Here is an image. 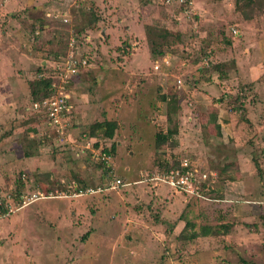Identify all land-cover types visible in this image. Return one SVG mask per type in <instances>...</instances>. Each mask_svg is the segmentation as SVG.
Returning a JSON list of instances; mask_svg holds the SVG:
<instances>
[{
	"label": "rangeland",
	"instance_id": "374dc122",
	"mask_svg": "<svg viewBox=\"0 0 264 264\" xmlns=\"http://www.w3.org/2000/svg\"><path fill=\"white\" fill-rule=\"evenodd\" d=\"M7 1L0 53L18 75L0 89V204L18 206L0 215V264H264V8L244 20L235 0H10L8 23ZM73 36L87 65L52 136L30 83L59 74ZM103 120L112 137L89 136ZM184 157L207 174L197 194L150 179ZM203 224L228 230L197 236Z\"/></svg>",
	"mask_w": 264,
	"mask_h": 264
},
{
	"label": "built area",
	"instance_id": "2783aa9c",
	"mask_svg": "<svg viewBox=\"0 0 264 264\" xmlns=\"http://www.w3.org/2000/svg\"><path fill=\"white\" fill-rule=\"evenodd\" d=\"M66 22V18H62ZM74 38L70 37L65 59L62 63L59 74L50 79V88L52 93L40 100L31 101V107L36 110L44 119V124L56 133L65 125V121L69 120L72 112V103L69 100L67 86L74 81L87 65V60L82 54H77L73 50ZM59 68V67H58ZM58 71V69H57ZM57 73V72H56ZM103 158V157H101ZM155 183H163L173 190L186 194H197L198 184L207 179L205 172H199L195 167L191 166L187 158L179 161L177 168L164 170L150 178ZM122 183L119 179H114L110 188ZM24 203V202H23ZM18 205H10L6 210L1 211L0 215L13 211Z\"/></svg>",
	"mask_w": 264,
	"mask_h": 264
},
{
	"label": "trees",
	"instance_id": "16d2710c",
	"mask_svg": "<svg viewBox=\"0 0 264 264\" xmlns=\"http://www.w3.org/2000/svg\"><path fill=\"white\" fill-rule=\"evenodd\" d=\"M212 1H218V0H212ZM234 4L236 7V10H238L240 12V14L242 15V18L244 20H248L252 17V15H253L252 9L253 8L254 9L258 8V7L264 8V2L262 3V2H259L258 0H235ZM95 22H96V18L89 19V21H88L89 26L88 27L89 28L93 27ZM39 29H41V28H39ZM165 36H166V34L163 33L161 38H164ZM34 37H36V36H34ZM73 38H74V47H73L74 52L77 54L78 53L82 54V52L80 50V45L78 44V42L76 43L77 39L74 36H73ZM149 53L155 57L156 55L157 56L160 55L161 51L155 49L154 47H152L150 45ZM213 67H214V69H218V64L214 65ZM42 68H43L42 66L37 68L38 73H39L40 69H42ZM38 93L40 94V97H38ZM51 93H52V90L50 88V79L48 77L44 78V77L40 76V77H36L33 81H31V83H30V96L33 100H35V101L40 100L41 98L46 97V96L50 95ZM160 99L164 100V97L160 96ZM114 128H115V123L113 121L103 120L101 122L96 123L95 126H94V124L92 126H90L88 135L94 136L95 130H99V131L102 130V132L101 131L100 132H101V136L103 138H111L113 135ZM47 131H48V134H51V135L53 134L50 130H47ZM173 133H175L174 130H166L165 132H156L155 133L156 144H158L160 142L163 143L166 140L171 139ZM94 145L96 146L97 144H94ZM112 148L113 147L111 145L108 149H106L104 147L101 148L100 151L106 155H110V153L112 152ZM252 162L256 168L255 160H252ZM102 163H105V162L102 161ZM158 164H159V168L164 171V170H168L171 168H177L179 166V160H177V161L176 160H171V161L163 160L162 162H159ZM105 166L104 167L107 168V165H105ZM20 186H21V184H20ZM21 196L22 195H20L19 189L16 190V192L14 194H11V198L14 200H18V202H19ZM1 203H3V202L1 201ZM0 210L1 211L6 210V200H5V203L3 205L0 204ZM227 230H228L227 226L224 224H220L218 227L211 226L209 224H203V225L199 226V228L196 232V235L205 237L207 235L226 233ZM86 235H88V232H85L82 237H85Z\"/></svg>",
	"mask_w": 264,
	"mask_h": 264
},
{
	"label": "crops",
	"instance_id": "0c3cea01",
	"mask_svg": "<svg viewBox=\"0 0 264 264\" xmlns=\"http://www.w3.org/2000/svg\"><path fill=\"white\" fill-rule=\"evenodd\" d=\"M1 1V0H0ZM17 3H19L20 1L19 0H17L16 1ZM9 3H10V5H9ZM10 6H11V2H10V0H8L7 2H6V4H5V10L4 11H6V9H8L7 10V14L9 15V19H8V23H11V22H14L15 20H14V17H12L11 15H12V13L10 12ZM20 7V6H19ZM1 14H3V13H1ZM12 20V21H11ZM4 27H2V24L0 25V38H2V37H4L5 36V31H6V29L3 31L2 29H3ZM29 56V55H28ZM6 57V54H3L2 52L0 53V89H6V94L8 95V91L9 92H14L15 91V88H13L12 86H9V84H10V77L14 80V81H17V77L16 76H14V75H18V73H16L14 70H13V67L11 66L13 63H9V64H7V63H5L4 62V58ZM28 58V57H27ZM15 66V65H14ZM15 73V74H14ZM9 74H11V75H9ZM7 87H9V88H7ZM4 92L5 91H3V92H0V100L2 99V97H5L4 96ZM3 115V113L1 114V116ZM0 116V117H1ZM216 123H218L217 121H216ZM219 128H220V125H219ZM29 133H32V132H34V130H33V128L32 129H30V131H28ZM221 139H222V141H224L223 140V137H221Z\"/></svg>",
	"mask_w": 264,
	"mask_h": 264
}]
</instances>
